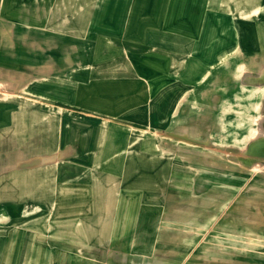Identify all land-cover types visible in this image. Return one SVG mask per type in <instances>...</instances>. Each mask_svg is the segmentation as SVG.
Instances as JSON below:
<instances>
[{
  "label": "rangeland",
  "instance_id": "obj_1",
  "mask_svg": "<svg viewBox=\"0 0 264 264\" xmlns=\"http://www.w3.org/2000/svg\"><path fill=\"white\" fill-rule=\"evenodd\" d=\"M30 1L0 0V37L8 38L0 39L7 43L0 49V102L8 107L38 95L31 82L66 75L17 65L14 33L31 36ZM261 1L247 14L248 23L231 25L233 53L218 57L214 70L167 74L183 88L160 127L147 131L119 120L129 131L108 137L98 129L87 137L85 144L94 150L107 144L150 146L151 155L166 160V169H142L143 176L133 177L138 184L127 178V168L103 166L98 158L92 167H77L71 144L77 137H66L65 152L55 156L66 163V187L56 175L51 187L36 190L29 183L6 201L0 264H264ZM30 42L17 41L27 53ZM13 83L17 87L2 86ZM27 164L17 170L26 173Z\"/></svg>",
  "mask_w": 264,
  "mask_h": 264
},
{
  "label": "crops",
  "instance_id": "obj_2",
  "mask_svg": "<svg viewBox=\"0 0 264 264\" xmlns=\"http://www.w3.org/2000/svg\"><path fill=\"white\" fill-rule=\"evenodd\" d=\"M255 3L262 1L31 0V36L14 33L17 65L66 75L31 82L38 85H32L38 95L29 102L15 107L0 102V214L24 185L43 190L57 175L66 187V163L60 165L55 156L65 152L72 134L77 137L71 143L78 151L77 167H92L98 158L103 166L127 168V178L138 184L133 177L143 176L142 169L164 171L166 160L151 155L150 146L136 150L107 144L94 150L85 144L87 137L98 129L108 137L129 131L119 120L147 131L160 127L183 88L176 79L168 81L167 74L214 70L218 57L233 53L231 25L248 23ZM22 38L31 40L30 53L17 43ZM2 43L0 49L7 45ZM65 103L74 107L73 113H67ZM120 151L126 155H117ZM25 160L26 173L17 170Z\"/></svg>",
  "mask_w": 264,
  "mask_h": 264
},
{
  "label": "bare ground",
  "instance_id": "obj_3",
  "mask_svg": "<svg viewBox=\"0 0 264 264\" xmlns=\"http://www.w3.org/2000/svg\"><path fill=\"white\" fill-rule=\"evenodd\" d=\"M260 148H261V145H259L257 149H260Z\"/></svg>",
  "mask_w": 264,
  "mask_h": 264
}]
</instances>
